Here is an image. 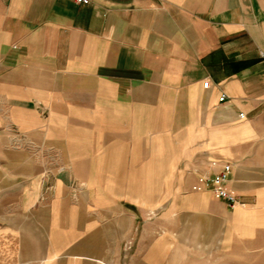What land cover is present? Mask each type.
<instances>
[{
  "label": "crops",
  "instance_id": "0c3cea01",
  "mask_svg": "<svg viewBox=\"0 0 264 264\" xmlns=\"http://www.w3.org/2000/svg\"><path fill=\"white\" fill-rule=\"evenodd\" d=\"M89 1L0 0V264H264V0Z\"/></svg>",
  "mask_w": 264,
  "mask_h": 264
},
{
  "label": "built area",
  "instance_id": "2783aa9c",
  "mask_svg": "<svg viewBox=\"0 0 264 264\" xmlns=\"http://www.w3.org/2000/svg\"><path fill=\"white\" fill-rule=\"evenodd\" d=\"M77 4H89V0H74ZM205 87L209 88L210 83L206 82ZM226 95L222 96V100H225ZM209 166L211 172L199 174L197 182L193 185V190L202 192L205 190H212L218 197L226 200L231 208L236 207L240 203L239 196L229 189L228 184L230 182L233 165L231 163L222 162L218 160H210Z\"/></svg>",
  "mask_w": 264,
  "mask_h": 264
}]
</instances>
